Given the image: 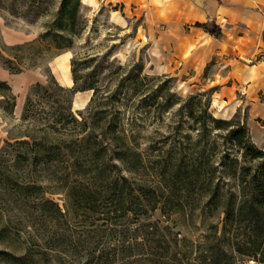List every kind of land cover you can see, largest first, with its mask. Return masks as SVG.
<instances>
[{"label":"rangeland","instance_id":"374dc122","mask_svg":"<svg viewBox=\"0 0 264 264\" xmlns=\"http://www.w3.org/2000/svg\"><path fill=\"white\" fill-rule=\"evenodd\" d=\"M79 1L83 28L71 46L56 50L40 33L61 0H0V264H83L88 255L95 258L86 264H264L233 248L241 227H221L223 202L237 196L241 172L248 179L264 171V157H249L228 135L242 125L244 140L264 149V120L247 107L231 116L212 107L207 77L225 70L226 60L216 56L198 73H158L149 66L146 44L137 43L134 19L126 29L109 19L105 6ZM72 57L78 83H94L108 95L105 109L117 111L120 127L144 157L135 172L119 166L122 174L146 180L158 199L137 222L132 210L116 223L101 206L66 211L70 177L63 164L33 166L19 156L26 150L19 141L31 135H46L43 142L69 137L45 127L60 104L70 108L69 95L57 85L73 86ZM36 82L44 88L33 90L26 103ZM91 95L92 89L74 92L77 116ZM209 115L229 124L217 125Z\"/></svg>","mask_w":264,"mask_h":264},{"label":"trees","instance_id":"16d2710c","mask_svg":"<svg viewBox=\"0 0 264 264\" xmlns=\"http://www.w3.org/2000/svg\"><path fill=\"white\" fill-rule=\"evenodd\" d=\"M79 5V0H61L54 21L47 31L40 33V38L49 37V45L56 50L71 46L72 35L83 28L78 20ZM196 24L212 36L219 37L222 34L221 27L212 21ZM40 50L42 47H37L36 51ZM76 63L77 59L72 57L73 86L57 85L60 91L69 95L70 108L60 104L56 116L45 127L61 131L69 137L43 142V137L47 139L46 135H31L30 139L19 141L26 146V150L19 153L22 154L19 156L33 166H45L53 161L63 164V171L70 177V182L66 183L67 195L70 198L66 211L70 210L71 213L82 205H87L90 209L101 206L102 210H106L104 215L116 223L117 220H125L128 211L132 210L137 222L144 217L141 210L151 203L154 206L158 199L155 198L154 188L146 180H136L122 174L119 166L129 172H135L144 167V157L120 127L117 111L109 114L105 109L104 102L108 95H103V91L94 83H78L79 78L75 74ZM7 67L13 72L21 70L8 64ZM4 82L0 81V84H5ZM37 88L44 87L36 82L28 91L26 103L29 102L30 93ZM83 89H92V95L87 106L78 111L77 116L71 110V98L75 91ZM210 119L217 125L229 124L227 119L212 116ZM228 135L245 148L249 157H264V149H258L244 140L245 129L242 125L231 127ZM246 175L248 173L244 169L237 185V196L233 199L230 194L223 202L221 227L223 231L231 227H241V234L238 238L235 237L233 248L241 254L264 261V257H257L258 252L264 255V171L252 174L248 179ZM53 204L57 206L56 203ZM57 209L59 211L58 206ZM93 258V255H88L83 264Z\"/></svg>","mask_w":264,"mask_h":264},{"label":"crops","instance_id":"0c3cea01","mask_svg":"<svg viewBox=\"0 0 264 264\" xmlns=\"http://www.w3.org/2000/svg\"><path fill=\"white\" fill-rule=\"evenodd\" d=\"M87 1L105 6L109 19L126 29L135 20L137 43L146 44L158 73H198L216 56L226 60L225 70L207 77L212 107L221 116L247 107L264 120V0ZM211 21L221 27L219 37L196 24ZM71 82L66 75L64 84Z\"/></svg>","mask_w":264,"mask_h":264},{"label":"bare ground","instance_id":"6f19581e","mask_svg":"<svg viewBox=\"0 0 264 264\" xmlns=\"http://www.w3.org/2000/svg\"><path fill=\"white\" fill-rule=\"evenodd\" d=\"M67 75V74H66ZM72 83V82H71ZM78 103V102H75V104Z\"/></svg>","mask_w":264,"mask_h":264}]
</instances>
